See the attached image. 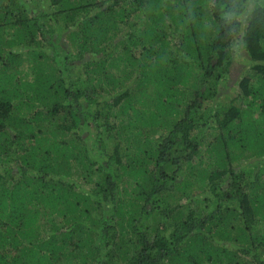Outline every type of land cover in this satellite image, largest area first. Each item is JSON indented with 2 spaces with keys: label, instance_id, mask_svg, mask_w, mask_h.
Returning a JSON list of instances; mask_svg holds the SVG:
<instances>
[{
  "label": "trees",
  "instance_id": "obj_1",
  "mask_svg": "<svg viewBox=\"0 0 264 264\" xmlns=\"http://www.w3.org/2000/svg\"><path fill=\"white\" fill-rule=\"evenodd\" d=\"M0 264H264V0H0Z\"/></svg>",
  "mask_w": 264,
  "mask_h": 264
},
{
  "label": "rangeland",
  "instance_id": "obj_2",
  "mask_svg": "<svg viewBox=\"0 0 264 264\" xmlns=\"http://www.w3.org/2000/svg\"><path fill=\"white\" fill-rule=\"evenodd\" d=\"M46 7V6H45Z\"/></svg>",
  "mask_w": 264,
  "mask_h": 264
}]
</instances>
